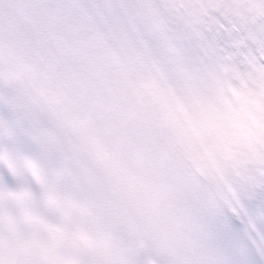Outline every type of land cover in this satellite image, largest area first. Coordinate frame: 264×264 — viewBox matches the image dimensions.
Here are the masks:
<instances>
[{
	"label": "snow or ice",
	"instance_id": "snow-or-ice-1",
	"mask_svg": "<svg viewBox=\"0 0 264 264\" xmlns=\"http://www.w3.org/2000/svg\"><path fill=\"white\" fill-rule=\"evenodd\" d=\"M223 12V8H221L216 14H215V17H214V20L215 21H218L219 23H224L225 24V27L228 28L229 30L231 29V24L227 23L223 16L221 15V13ZM232 23L235 24L237 23L235 20H232ZM213 24V19L210 18L209 19V25L211 26ZM238 26V25H237ZM215 31V29H213ZM221 35L223 36L224 34L221 33ZM260 212H261V215H264V206H261L260 208Z\"/></svg>",
	"mask_w": 264,
	"mask_h": 264
},
{
	"label": "clouds",
	"instance_id": "clouds-1",
	"mask_svg": "<svg viewBox=\"0 0 264 264\" xmlns=\"http://www.w3.org/2000/svg\"><path fill=\"white\" fill-rule=\"evenodd\" d=\"M0 162H3L4 164L8 165L9 164V157L7 153L0 154ZM29 170L32 172V174L39 179V169L36 165L32 164L29 162L28 164Z\"/></svg>",
	"mask_w": 264,
	"mask_h": 264
}]
</instances>
